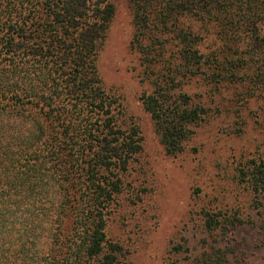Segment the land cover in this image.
Segmentation results:
<instances>
[{
    "label": "trees",
    "instance_id": "obj_1",
    "mask_svg": "<svg viewBox=\"0 0 264 264\" xmlns=\"http://www.w3.org/2000/svg\"><path fill=\"white\" fill-rule=\"evenodd\" d=\"M128 4L151 88L141 102L166 155L212 116L191 86H235L264 111V0ZM115 13L111 0H0V264H129L107 226L143 139L99 75ZM237 178L264 215V161ZM202 215L200 249L171 243L172 264H239L245 220Z\"/></svg>",
    "mask_w": 264,
    "mask_h": 264
},
{
    "label": "rangeland",
    "instance_id": "obj_2",
    "mask_svg": "<svg viewBox=\"0 0 264 264\" xmlns=\"http://www.w3.org/2000/svg\"><path fill=\"white\" fill-rule=\"evenodd\" d=\"M116 13L98 56L104 89L119 98L123 120L135 124L143 152L125 179V189L109 217L108 237L122 244L129 264H172L171 243L184 237L200 249L202 212L238 213L246 222L234 237L242 241L239 264H264L263 208L238 181V169L264 161V111L244 101L241 89L196 85L186 91L211 110L186 151L166 155L150 115L141 102L150 85L142 78L139 56L131 50L134 33L128 0H111Z\"/></svg>",
    "mask_w": 264,
    "mask_h": 264
}]
</instances>
